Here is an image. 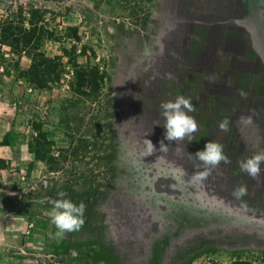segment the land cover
<instances>
[{"label": "rangeland", "instance_id": "rangeland-1", "mask_svg": "<svg viewBox=\"0 0 264 264\" xmlns=\"http://www.w3.org/2000/svg\"><path fill=\"white\" fill-rule=\"evenodd\" d=\"M168 3L0 0V26L42 25L41 51L61 72L36 89L29 57L0 44V264H264V187L255 206L222 196L208 207L165 172L158 115L169 82L153 76L149 54ZM76 66L103 77L98 92L75 90ZM144 139L157 149L146 157ZM61 191L84 202V223L54 239L48 211Z\"/></svg>", "mask_w": 264, "mask_h": 264}, {"label": "crops", "instance_id": "crops-1", "mask_svg": "<svg viewBox=\"0 0 264 264\" xmlns=\"http://www.w3.org/2000/svg\"><path fill=\"white\" fill-rule=\"evenodd\" d=\"M157 22L158 45L149 54L155 66L153 76L163 71L168 79L165 101L178 95L192 98L195 110L189 115L198 124L190 138L164 140L167 175L186 165L187 182L194 172L202 171L203 163L189 154L202 150L210 140L221 143L227 157L232 151L245 153V157L264 151V0H169ZM241 90L246 96L240 95ZM158 116L160 121L164 119ZM225 118L227 131L219 128ZM239 155L221 162L202 183H188L191 196L212 207L219 204L216 198H236L226 191L244 185V196L250 200L241 202L257 205L255 198L261 193L255 191L264 187V163L257 178L246 174L237 179L230 167L239 165L233 161L241 158ZM227 165L229 169L223 171ZM178 187L182 192L183 186ZM214 207L209 213L217 211Z\"/></svg>", "mask_w": 264, "mask_h": 264}, {"label": "clouds", "instance_id": "clouds-1", "mask_svg": "<svg viewBox=\"0 0 264 264\" xmlns=\"http://www.w3.org/2000/svg\"><path fill=\"white\" fill-rule=\"evenodd\" d=\"M171 78V74H167ZM240 95L246 96V93L241 90ZM161 114L164 118L163 127L164 140L177 141L191 135L197 131L198 124L195 118L189 113L195 110V105L192 103L191 97L178 95L174 100L162 101L160 104ZM250 120L249 118H246ZM219 128L223 131L228 130V120L225 118L219 124ZM159 151L166 152L168 146L163 140L159 142ZM224 146L215 141H208L202 150H198L194 155L197 160L203 163L202 171L194 172L187 183L195 185L202 183L221 162H228V157L224 153ZM157 149L149 139L143 140V155L142 157L153 154ZM264 163V151L254 153L249 157H245L238 161L241 172L248 174L252 178H257L261 173V164ZM173 176L181 181L185 180L183 177L186 171L182 168L174 169ZM155 178V177H154ZM247 193V187L244 185L238 186L233 195L236 198H241ZM58 199L50 201L52 207L48 211L50 222L55 225L56 231L53 238H63L68 232L78 231L84 223V212L86 205L83 201L74 203L67 194L63 191L58 192Z\"/></svg>", "mask_w": 264, "mask_h": 264}, {"label": "trees", "instance_id": "trees-1", "mask_svg": "<svg viewBox=\"0 0 264 264\" xmlns=\"http://www.w3.org/2000/svg\"><path fill=\"white\" fill-rule=\"evenodd\" d=\"M29 27H13L12 25L0 26V44L7 45L15 52H24L29 57L31 63L24 72V77L36 89H43L46 85L57 84L61 77V72L57 65V58H47L41 51V45L45 40L46 29L36 22L29 21ZM75 87L79 93L86 94L89 89L91 94L98 92L103 83V77L95 69L84 70L75 67ZM89 93V94H90ZM39 144L36 143V146ZM37 148V147H36ZM39 150H34V156H40ZM232 264H248L241 260H236Z\"/></svg>", "mask_w": 264, "mask_h": 264}]
</instances>
